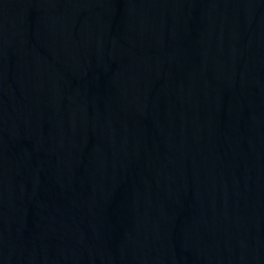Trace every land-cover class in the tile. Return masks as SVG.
Segmentation results:
<instances>
[{"label":"water","instance_id":"1","mask_svg":"<svg viewBox=\"0 0 264 264\" xmlns=\"http://www.w3.org/2000/svg\"><path fill=\"white\" fill-rule=\"evenodd\" d=\"M0 264H264V0H0Z\"/></svg>","mask_w":264,"mask_h":264}]
</instances>
